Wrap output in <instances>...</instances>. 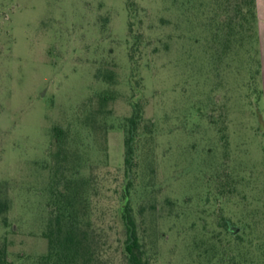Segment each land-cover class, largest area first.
I'll return each instance as SVG.
<instances>
[{
  "label": "rangeland",
  "instance_id": "374dc122",
  "mask_svg": "<svg viewBox=\"0 0 264 264\" xmlns=\"http://www.w3.org/2000/svg\"><path fill=\"white\" fill-rule=\"evenodd\" d=\"M234 1L0 0L8 264H65L45 234L66 191L86 264H127L134 112L130 202L149 264H264L261 58Z\"/></svg>",
  "mask_w": 264,
  "mask_h": 264
},
{
  "label": "trees",
  "instance_id": "16d2710c",
  "mask_svg": "<svg viewBox=\"0 0 264 264\" xmlns=\"http://www.w3.org/2000/svg\"><path fill=\"white\" fill-rule=\"evenodd\" d=\"M132 5L133 3L128 4L129 8H131ZM234 9L237 14H242L243 10H245L243 14H248V18L252 21V24L257 26L256 0H235ZM248 18H246L247 21ZM257 39L259 45L258 30ZM258 72H261V63ZM139 120L140 115L137 112H134V114L128 119V130L124 141L125 183L122 191L123 203L120 207V218L124 228L125 239L123 249L127 264H149L144 248L138 237L136 221L130 202L131 174L135 166L134 142ZM56 136H58V132L56 133ZM65 198L68 201V205L61 210L59 215H56L52 225H50L47 233L45 234L49 247L48 257H55V259L60 262H64L65 264H81V262L82 264H86L83 256L87 244L77 221L73 218V207L70 206L71 204L69 202L71 195L69 192L67 193V191ZM7 210L8 203L0 200V214L6 212ZM0 264H8L6 251L2 248H0Z\"/></svg>",
  "mask_w": 264,
  "mask_h": 264
},
{
  "label": "crops",
  "instance_id": "0c3cea01",
  "mask_svg": "<svg viewBox=\"0 0 264 264\" xmlns=\"http://www.w3.org/2000/svg\"><path fill=\"white\" fill-rule=\"evenodd\" d=\"M257 30L261 58V84L264 92V0H256ZM264 101V95H263Z\"/></svg>",
  "mask_w": 264,
  "mask_h": 264
}]
</instances>
